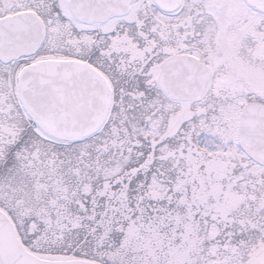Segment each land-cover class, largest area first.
<instances>
[{"label": "snow or ice", "instance_id": "6c2138e0", "mask_svg": "<svg viewBox=\"0 0 264 264\" xmlns=\"http://www.w3.org/2000/svg\"><path fill=\"white\" fill-rule=\"evenodd\" d=\"M0 264H264V0H0Z\"/></svg>", "mask_w": 264, "mask_h": 264}]
</instances>
